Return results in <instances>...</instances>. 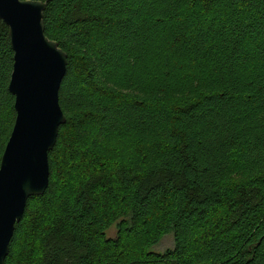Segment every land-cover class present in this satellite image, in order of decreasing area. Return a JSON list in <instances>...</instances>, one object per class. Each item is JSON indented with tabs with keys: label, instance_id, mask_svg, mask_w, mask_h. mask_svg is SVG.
Returning a JSON list of instances; mask_svg holds the SVG:
<instances>
[{
	"label": "trees",
	"instance_id": "1",
	"mask_svg": "<svg viewBox=\"0 0 264 264\" xmlns=\"http://www.w3.org/2000/svg\"><path fill=\"white\" fill-rule=\"evenodd\" d=\"M40 1L65 123L4 264H264V0ZM12 62L0 20V158Z\"/></svg>",
	"mask_w": 264,
	"mask_h": 264
},
{
	"label": "water",
	"instance_id": "2",
	"mask_svg": "<svg viewBox=\"0 0 264 264\" xmlns=\"http://www.w3.org/2000/svg\"><path fill=\"white\" fill-rule=\"evenodd\" d=\"M40 0H0V20L8 27L13 52L8 92L15 118L0 158V264H4L15 224L27 200L42 195L49 181L48 152L65 115L58 101L67 54L44 33ZM43 78L45 98L38 111L36 80ZM43 131L38 135V125ZM24 152H20V144Z\"/></svg>",
	"mask_w": 264,
	"mask_h": 264
},
{
	"label": "rangeland",
	"instance_id": "3",
	"mask_svg": "<svg viewBox=\"0 0 264 264\" xmlns=\"http://www.w3.org/2000/svg\"><path fill=\"white\" fill-rule=\"evenodd\" d=\"M73 179V178H71ZM116 228L115 224L111 226L107 231H106V236L107 237H113L115 235ZM173 247V236L171 233H168L164 235L158 243L154 244L151 246L149 249L150 251L156 252V253H163L167 249H171Z\"/></svg>",
	"mask_w": 264,
	"mask_h": 264
},
{
	"label": "snow or ice",
	"instance_id": "4",
	"mask_svg": "<svg viewBox=\"0 0 264 264\" xmlns=\"http://www.w3.org/2000/svg\"><path fill=\"white\" fill-rule=\"evenodd\" d=\"M44 98H45V89H44L43 78L38 76L36 80V103H37L38 111L41 110L43 107ZM42 131H43V126L42 124H40L38 125V128H37L38 135H41ZM24 151H25L24 144L23 142H21L20 152L23 153Z\"/></svg>",
	"mask_w": 264,
	"mask_h": 264
}]
</instances>
